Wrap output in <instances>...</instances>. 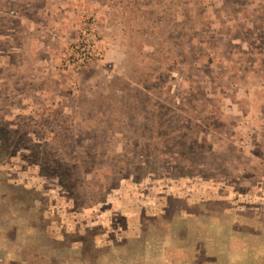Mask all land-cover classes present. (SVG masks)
Masks as SVG:
<instances>
[{"label":"rangeland","instance_id":"374dc122","mask_svg":"<svg viewBox=\"0 0 264 264\" xmlns=\"http://www.w3.org/2000/svg\"><path fill=\"white\" fill-rule=\"evenodd\" d=\"M0 264H264V0H0Z\"/></svg>","mask_w":264,"mask_h":264}]
</instances>
